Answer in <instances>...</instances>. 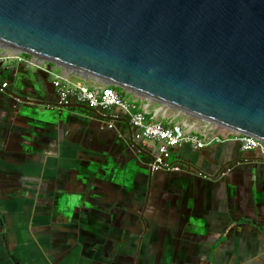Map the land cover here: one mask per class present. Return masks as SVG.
<instances>
[{"label":"crops","instance_id":"crops-1","mask_svg":"<svg viewBox=\"0 0 264 264\" xmlns=\"http://www.w3.org/2000/svg\"><path fill=\"white\" fill-rule=\"evenodd\" d=\"M48 68L0 63V264H264L260 156L235 142L172 147L178 169L152 171L144 209L157 144L133 140L121 112L108 128L75 103L23 102L45 84L55 104L54 74L68 72ZM120 94L147 118L161 106Z\"/></svg>","mask_w":264,"mask_h":264},{"label":"water","instance_id":"water-1","mask_svg":"<svg viewBox=\"0 0 264 264\" xmlns=\"http://www.w3.org/2000/svg\"><path fill=\"white\" fill-rule=\"evenodd\" d=\"M0 45L264 141V0H0Z\"/></svg>","mask_w":264,"mask_h":264},{"label":"built area","instance_id":"built-area-1","mask_svg":"<svg viewBox=\"0 0 264 264\" xmlns=\"http://www.w3.org/2000/svg\"><path fill=\"white\" fill-rule=\"evenodd\" d=\"M15 60L26 67H40L43 60L11 51L0 45V63ZM68 73L54 74L52 86L56 90L57 103L60 107L72 103L82 104L94 109L106 117L107 126L113 127L119 112L128 120L132 129V138L136 141L147 140L157 144L155 154L150 163L152 171L177 170L178 167L168 163L170 148L188 144L194 148H203L215 143L235 142L242 151L256 153L264 160V141L245 134H240L215 124L204 121L202 125L196 122L181 120L174 122L175 116L169 117L167 107L161 105L153 110L147 118L148 104L138 106L135 102L125 99L114 88L107 85H89L86 81L69 80ZM8 84L3 82L0 91ZM165 118L168 122L157 119Z\"/></svg>","mask_w":264,"mask_h":264},{"label":"flooded vegetation","instance_id":"flooded-vegetation-1","mask_svg":"<svg viewBox=\"0 0 264 264\" xmlns=\"http://www.w3.org/2000/svg\"><path fill=\"white\" fill-rule=\"evenodd\" d=\"M53 68H50V71L52 70ZM51 84H52V82H51ZM53 87V86H52ZM53 89H54V87H53ZM54 94H55V99H56V101H57V94H56V90L54 89ZM85 107H87V106H85ZM99 113V112H98ZM108 127V126H107ZM131 127V126H130ZM108 128H112V127H108ZM132 130V129H131ZM131 137H132V132H131ZM133 139V138H132ZM134 140V139H133ZM136 141V140H135ZM245 152H248V151H245ZM250 152V151H249ZM256 154V153H255ZM150 160H147V162L145 163L146 164V166H148V170H149V175L148 176H151L152 177V170H151V166H150V163H151V156H150V158H149ZM151 177H148L149 179H148V184H147V190H146V194H145V201H144V205H143V207H144V209H146V206H147V203L149 202L148 200H149V196H150V193H151V191H150V189H151ZM140 216V220H141V217H142V221H141V223H142V225H143V230H142V233H145V231H147V226H146V220H145V218H144V214L141 212L140 214H139ZM126 261H128L127 259H126ZM129 263V262H128Z\"/></svg>","mask_w":264,"mask_h":264},{"label":"rangeland","instance_id":"rangeland-1","mask_svg":"<svg viewBox=\"0 0 264 264\" xmlns=\"http://www.w3.org/2000/svg\"><path fill=\"white\" fill-rule=\"evenodd\" d=\"M8 48V47H7ZM9 50L13 51L12 49L8 48ZM115 87V86H113ZM117 88L118 91H120L126 98L128 99H131V96L133 95L132 93H129L127 92L126 90L124 89H121V88H118V87H115ZM167 110H168V107H167ZM171 110H174V109H171ZM175 111V120L176 121H179V120H183V118H188L192 121H188V122H196L198 125H202L204 123L203 120L201 119H198V118H195V117H192L190 115H186V114H183L182 112L178 111V110H174ZM160 117V116H159Z\"/></svg>","mask_w":264,"mask_h":264},{"label":"trees","instance_id":"trees-1","mask_svg":"<svg viewBox=\"0 0 264 264\" xmlns=\"http://www.w3.org/2000/svg\"><path fill=\"white\" fill-rule=\"evenodd\" d=\"M111 87L114 88L117 92L121 93L120 91L117 90V88H115V87H113V86H111Z\"/></svg>","mask_w":264,"mask_h":264}]
</instances>
